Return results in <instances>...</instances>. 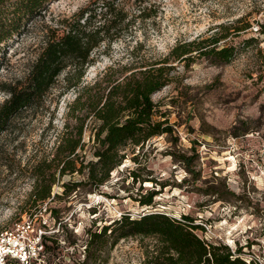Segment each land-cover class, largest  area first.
<instances>
[{
    "label": "rangeland",
    "instance_id": "obj_1",
    "mask_svg": "<svg viewBox=\"0 0 264 264\" xmlns=\"http://www.w3.org/2000/svg\"><path fill=\"white\" fill-rule=\"evenodd\" d=\"M92 1L49 2L0 55L1 104L8 89L25 80L47 37L61 33L79 9H93L98 23L116 17L118 26L90 53L92 62L76 87L67 88L62 72L37 103L0 132V236L26 251L23 261H9L151 264L153 236L122 238L96 260L85 241L89 228H100L122 214L139 217L152 211L175 218L188 215L206 242L239 248L238 255L247 262L264 264V81L258 78L254 46L227 64L205 58L170 62V81L152 100L157 118L166 119L171 133L156 135L142 146L128 145L123 162L99 186L77 171H46L45 183L54 172L50 196L33 205L30 192L36 180L31 169L51 156L65 123L74 125L68 107L78 92L96 82L103 86L104 79H121L162 58L178 41L207 36L218 24L244 13L259 18L256 9H264V0ZM251 34L221 44L239 46ZM93 124L89 116L83 146L77 150L78 161L84 163L94 159ZM66 182L82 184L65 193ZM152 189L153 203L140 204L138 199Z\"/></svg>",
    "mask_w": 264,
    "mask_h": 264
},
{
    "label": "trees",
    "instance_id": "obj_2",
    "mask_svg": "<svg viewBox=\"0 0 264 264\" xmlns=\"http://www.w3.org/2000/svg\"><path fill=\"white\" fill-rule=\"evenodd\" d=\"M51 1L0 0V55L9 41L21 35L26 25L40 15ZM92 10L79 9L66 22L61 33H52L47 37L25 80L9 88V96L0 104V132L8 127L15 115L37 103L62 72L67 88L78 85L84 67L92 62L90 53L118 26L114 16L105 19L107 22L98 23L100 19H95L96 13L92 15ZM255 14L261 16L255 18L249 11L231 23L218 24V29L207 36L178 41L154 63L143 65V68L131 71L121 79H104L103 86L96 82L82 93L78 92L68 107L74 125L65 123V130L51 156L39 160L31 169L36 180L30 192L33 205L36 200L50 196L54 172L50 173V180L45 183L46 171H57L59 174L77 171L99 186L123 162L128 145L142 146L156 135L171 133L166 119L157 118L156 104L152 100V94L170 81L169 73L173 68L170 62L189 64L196 58H205L212 64H227L241 50L254 46L258 78L264 81V9H256ZM247 32L252 34L243 38L239 46L221 44L222 40ZM89 116L94 121V159L84 163L82 159L78 161L77 150L83 146L82 133ZM79 184L82 183H64L65 193ZM155 193V190H149L146 196L138 199L139 203L151 205ZM197 227L188 215L175 218L152 211L139 217L122 214L100 228H89L85 249L96 260L120 239L142 235L156 238L148 260L151 264H254L238 255L239 248L235 253L225 244L206 242L195 232ZM9 260H13L12 257L5 259L9 264H17L16 259L14 263Z\"/></svg>",
    "mask_w": 264,
    "mask_h": 264
},
{
    "label": "built area",
    "instance_id": "obj_3",
    "mask_svg": "<svg viewBox=\"0 0 264 264\" xmlns=\"http://www.w3.org/2000/svg\"><path fill=\"white\" fill-rule=\"evenodd\" d=\"M7 234V231L4 232ZM7 257L18 258L24 260L26 258V251L21 245L6 240L4 235L0 236V264L4 262Z\"/></svg>",
    "mask_w": 264,
    "mask_h": 264
}]
</instances>
